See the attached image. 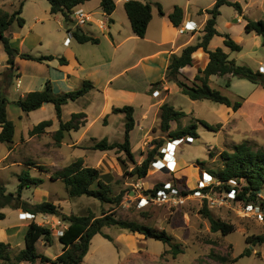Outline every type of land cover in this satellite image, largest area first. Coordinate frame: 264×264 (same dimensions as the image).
Segmentation results:
<instances>
[{
    "label": "rangeland",
    "instance_id": "rangeland-1",
    "mask_svg": "<svg viewBox=\"0 0 264 264\" xmlns=\"http://www.w3.org/2000/svg\"><path fill=\"white\" fill-rule=\"evenodd\" d=\"M186 1L179 0L182 4ZM236 1L240 2L245 11V15L239 18L242 23L238 21V12L234 8L224 6L221 9L222 14L218 19L217 28L221 34H230L242 46V51L231 52L225 48L222 36L215 37L211 48L215 50L220 47L230 54V59L238 64L264 72V38L255 32L247 33L244 28L247 20H264V0ZM20 2L21 0H0V9L13 13L19 8ZM192 2L193 7L202 10L212 8L215 0H192ZM24 5L26 6V17L24 15L22 17L26 18L27 22L24 31L31 30L36 35L30 36L28 40L27 52L29 54L53 55L58 50L65 49L64 42L67 37L72 38V42L74 41L72 33L68 30L75 29L76 26L73 23L62 22L61 24L62 16L50 13L51 6L47 0H25ZM96 5V2H93L89 6H80V8L90 12L96 9ZM93 17L98 18L95 14ZM94 29L98 30L95 26ZM15 30H19L17 23L9 31ZM11 36L8 34L10 39ZM38 38L41 40L39 41ZM13 44L17 45V42L14 41ZM128 45L134 46V43L129 42ZM140 46L142 47L143 43ZM99 56H103V53H99ZM7 59L8 56L0 42V88L10 101L8 118L14 122L18 132L13 144H0V183L6 187L7 193L18 191V185L21 182L20 175L28 170L32 177L44 181L40 186H32L23 191L22 199L30 205L51 202L67 216L93 214L96 218H100L104 213H115L119 219L135 221L156 230L165 231L172 238V242L179 245L183 251L174 255L171 247L161 241L148 239L144 235L133 234L117 227H106L103 229V234L110 236L113 240L101 234L95 236L83 264H264V245L255 247L251 257H244L233 263V260L249 247L246 241L248 236L264 233V219L262 221L247 215L236 199L227 200L226 191L214 188L218 186V181L214 177L207 193L214 198L226 199L224 205L211 208L207 198L195 195L201 187L200 181L203 173L212 175L211 171H217L223 167L220 158L223 151H233L236 145L245 141L255 149H264V89L261 86L229 75L216 77L211 83L212 87L221 90L233 101H242L241 109L235 112L231 108L225 111L224 105L209 100H191L174 84L169 103L177 110L187 113L188 116L178 122H173L172 130L178 127L184 128L195 123L196 119H200L217 126L218 131H210L199 125L198 138L183 139L176 147L175 153L177 152L179 163L177 162L175 166L171 162V152L167 161H163L165 160L163 151H166L164 149H167L168 143L172 141H169L167 134L160 129L161 111H154L150 115L152 119L150 126L144 127L143 130L137 127L133 133L132 148L137 163L141 164L148 152L157 145L156 143L165 140L163 148L160 149L163 156L157 157L156 162L161 161L158 167H154L153 163L148 175L140 179L138 176L129 174L134 166L125 165L118 159L115 152H100L92 149V146L105 136L111 143L123 141V115H113L112 121L109 118L105 119L104 123L108 125H104L103 120L98 121L92 129V134L86 136L78 144L72 142L71 139L78 138L81 132L67 133V137L65 136L66 138L61 143L55 140L56 131L52 127L42 134L32 135L30 132L34 126L41 122L54 120L59 124V121L52 104H48L43 110L31 113H25L17 106L15 102L21 98L22 91L17 88V72L8 67ZM123 65L129 68V71L118 83L131 84L132 80V84L139 90L145 91L148 88V82L141 74L145 65L132 68L134 65L132 58L128 62H123ZM30 72L35 71L31 68ZM161 73L162 69L156 77L158 78ZM229 80L231 87L226 88ZM161 81L163 79H158L155 83ZM151 91L154 90L151 88ZM115 100L116 103L124 101L122 97L115 98ZM81 103L70 102L64 109L63 121L69 120L72 112H80ZM101 107L102 99L94 103L91 112L97 115ZM140 113V111L137 112L139 124ZM93 117L92 114L91 118ZM8 151L10 156L5 160L4 156ZM121 156L124 158L123 155ZM58 157L62 158L61 161L54 163L57 166H52L51 159ZM80 158L84 159L85 166L96 168L101 172V179L111 184L113 196L123 193V202L116 209L112 204L102 203L88 196L70 198L65 185L60 180H53L52 175L55 172ZM39 167H43V170ZM159 183H167L170 188L176 190H174L177 194L175 200L169 203L149 201L148 205L139 208L138 199L147 196L145 192ZM230 183L237 186L236 181ZM183 191H186V194H182ZM188 191L194 192L188 193ZM205 200H207V207L212 216L217 220L234 225L235 232L227 236H223L221 232H212L209 219L202 214ZM261 200L264 201V193L261 194ZM255 205L261 209L264 216V208L261 204ZM2 213L5 214V219L0 220V228L4 230L7 228V233H4L8 235L10 240L8 243L12 246L13 255H17L26 247L25 235L31 221L51 229L53 233V245L48 246L41 242L39 246L41 252L52 261L62 254L63 244L59 237L60 232L64 231L68 224L60 217L40 214L37 219H31L23 209L10 207L3 209ZM2 234L3 232L0 231L1 237H3Z\"/></svg>",
    "mask_w": 264,
    "mask_h": 264
},
{
    "label": "trees",
    "instance_id": "trees-1",
    "mask_svg": "<svg viewBox=\"0 0 264 264\" xmlns=\"http://www.w3.org/2000/svg\"><path fill=\"white\" fill-rule=\"evenodd\" d=\"M50 3V13L52 15H61L66 24L72 23L70 14L74 8L84 5L93 0H47ZM25 0H21L19 8L13 13L0 9V42L8 56L7 64L10 68L15 66V59L20 57L26 60L37 62L52 61L54 56H34L29 53H20L15 49L8 37L10 27L17 22L21 27L25 25V20L21 16L23 13ZM100 5L108 17L116 10L115 0H100ZM153 6L158 8L159 14L165 16L163 7L160 3L153 5L150 2L141 0H129L125 3V10L130 19L133 33L145 38L150 22L153 18ZM224 6L234 8L239 15L244 14L243 6L236 0H215L212 8L200 14L206 13L209 18L203 29V36L195 45L186 47L181 55H172L166 72L164 81L152 84L153 90H159L165 82H174L180 89L181 93L188 96L191 100L202 101L209 100L217 104L225 105L237 112L241 109L242 101H233L224 95L221 90L211 86V77L231 76L239 79H245L253 84H257L264 89V72L254 70L247 65H240L235 60L230 59V54L222 48L210 50L209 45L214 37L222 36L224 46L231 52H241L242 46L234 40L230 34H221L218 29V19L221 16V9ZM169 19L177 28L181 27L184 20V10L180 6H176L174 11L169 15ZM247 33L255 32L264 38V20H247L245 25ZM72 37L81 44L99 42L98 39L88 35L83 29H69ZM203 50L208 55V63L204 69H199L193 79L186 77L182 70L194 66V57L198 51ZM62 64H67V60L60 58ZM231 87V81H227L226 88ZM94 83L90 80H84L82 86L74 91L56 94L53 91L50 82L46 88L40 91H34L21 97L15 103L25 113H31L41 109L45 104H52L55 108L56 117L59 121V129L55 132L54 138L61 143L67 133L77 132L87 124V114L84 112L72 114L70 120L63 121V108L70 102H76L87 96L95 90ZM10 101L3 94L0 88V144H13L16 135V126L13 121L8 118V106ZM161 124L160 129L166 133L169 141L182 139H196L198 135V126L201 125L210 131L217 132L218 127L210 124L205 120L196 119V122L175 130H172V123L178 122L180 119L188 116L182 110H177L173 105L165 103L160 108ZM113 114H123L125 116V130L122 142H109L104 138L92 146L93 150L100 152H115L116 156L125 165H133L134 168L129 174L138 176L140 179L145 178L153 163L157 161L158 156H163L160 149L163 148L164 141L156 143L154 149L150 150L141 164H138L132 149L131 133L136 127L135 108L132 105L123 107H114ZM53 121L46 120L36 125L30 132L32 135L42 134L46 129L52 127ZM123 155L124 158L121 156ZM223 167L217 171H211L212 176L220 182L219 186H215L220 191H235V199L237 202L247 204H261L264 208V201L261 200L260 194L264 193V149H255L247 141L235 146L233 151H223L220 155ZM43 170V167H39ZM53 180H60L66 188L70 198H80L88 196L99 200L102 203H109L116 209L122 202L123 193L113 196L111 184L101 179V172L93 167L84 166L83 159H78L74 163L68 165L64 169L55 172L52 175ZM20 184L16 193H7L6 187L0 183V220L5 219L2 210L10 207L13 209H23L25 212L34 215L40 214L55 215L67 223L68 226L64 230L62 236L59 237L63 244V252L55 260H51L40 250V243L52 246L54 237L51 229L39 225L32 221L26 231L25 243L26 247L17 255H13L10 243L0 242V264H83L84 259L89 253L92 240L95 236L101 234L113 240L110 236L103 234L106 227H117L133 234L144 235L148 239H156L171 247L174 255H178L183 251L179 245L172 242V238L165 232L159 231L152 227L139 224L135 221L119 219L115 213L103 214L100 218H96L93 214L88 216L65 215L61 213L58 206L51 202H43L36 205H30L23 201V191L32 186H40L44 183L42 179L34 178L28 170L23 171L20 175ZM231 181H236L237 186L231 185ZM96 185V187H93ZM165 183H159L153 189L145 192L147 196H156L159 190L165 188ZM187 191V190H186ZM186 191H183L184 194ZM209 188L204 189L208 192ZM194 191H188V193ZM186 194V193H185ZM204 217L209 219L211 230L214 233L221 232L223 236H227L235 232V226L215 219L207 207L205 200L204 209H202ZM247 247L237 258L233 260L236 263L244 257H251L255 247L264 245V233L259 235H251L247 237ZM258 254V252H257Z\"/></svg>",
    "mask_w": 264,
    "mask_h": 264
},
{
    "label": "crops",
    "instance_id": "crops-1",
    "mask_svg": "<svg viewBox=\"0 0 264 264\" xmlns=\"http://www.w3.org/2000/svg\"><path fill=\"white\" fill-rule=\"evenodd\" d=\"M127 1L129 0H115L116 10L110 17L105 15V13L103 12L100 5V0H93L85 3L84 5H81L89 6L90 4H93V2H96V9L90 10V12L98 16V18H106L110 21L107 33H103L95 25L87 26L83 29L88 35H91L99 40L97 44L91 42L81 44L78 43L75 39L72 42L71 39L69 45L65 44L64 42L65 49L58 50V52H55V54L52 55L55 57V59L52 61L40 63L37 61L26 60L17 57L15 59V66L11 68L12 71L17 72V88L22 91L20 97H24L30 92L44 90L48 82L51 83L53 91L56 94L76 90L82 86L84 80H90L94 83L96 89L90 92L84 98H81L75 102H82L81 111L72 112L70 114V118L74 113L84 112L87 114L86 126L77 131L81 132L79 137L71 139L72 142L74 141V143L76 144L81 143L86 136L92 134V129L98 121L103 120V124L108 125L104 123L105 119L109 118L110 121H112L113 115H123L113 114L112 110L114 107L132 105L135 108L136 127L131 133V142L133 138V133L135 132L137 127L142 130L144 129V127H149L152 121L150 115H152V113L156 110L157 112H159L163 104H170L169 99L171 97V93L175 83L166 81L165 84L159 90L154 91H151L152 84L155 83V81H157L158 79H163V81L166 79V72L172 55H181V53L186 47L190 45H195L200 41L201 37L203 36L204 26L209 18L208 14L199 13L200 11L205 12L207 9H196L195 7H193L192 0H187L185 4L180 3L179 0H167L166 2H164V0H141L143 2H150L153 5H156V3H160L163 7L165 16H161L159 14L158 8L156 6H153V18L149 24L147 34L145 38H140L133 33L130 19L125 10V3ZM176 6H180L184 10L183 24L179 28L175 27L169 19V15L174 11V8ZM23 15L24 17H26L25 5L23 7V13L21 16ZM244 15L245 11L242 16ZM237 16L238 21H240L239 18H241L242 16L239 15V13ZM24 20L25 25L23 27H21L17 22H15L18 24L19 30H15L12 32L8 31L7 33L9 35H12L10 39L11 45L20 53H28V40L30 36L35 35V33H33L31 30L24 31L27 25L26 18H24ZM62 22H64L63 17L60 23L62 24ZM240 22L242 23V21ZM187 23H194L198 26L199 29L195 32H187L181 35L179 33V30L183 28V26ZM13 25L10 27L9 30H11ZM94 26L98 30L94 29ZM214 39L215 37L209 45L210 50H213L211 48V45ZM38 40L40 41L41 38H38ZM14 41L17 42V45L13 44ZM129 42H133L134 46L128 45ZM141 43H143L142 47L140 46ZM139 49L141 50L139 51ZM99 53H103V56H99ZM62 57L67 60V64H62L60 62V58ZM131 58L134 60V65L132 68L145 65V67H143L141 71L142 76L145 77L146 81L148 82V88L145 89V91L139 90L134 84H132V80L130 81L131 84L118 83L120 79L124 78L126 76V73L129 71V68L124 67L123 62H128ZM208 60V55L203 50H200L194 57V66L183 69L182 73L188 78L193 79L200 68H205L208 63ZM31 68H33L35 72L31 73ZM161 69L162 73L157 78L156 76ZM216 77L217 76L211 77V83L215 81ZM121 97L122 100L124 99V101H118V103H116L115 98ZM101 99V110L97 115H94V113L91 112V108L94 103L100 101ZM68 105L69 104H67L66 106ZM46 106H48V104H45L39 110H43ZM66 106H64L63 108V115ZM226 109L229 108L226 107L225 111ZM138 111L141 112L140 124L137 120ZM92 114L94 116L93 118H91ZM52 121V128H55L54 130L57 131L59 129V124H57L54 120ZM66 121L68 120H65V122ZM122 121H124L122 128L125 130L124 115ZM147 133L148 132H146V134ZM17 135L18 132L16 131L15 136ZM173 150L174 149H172L171 151L172 160H174L173 155H175V160L179 163V158H177L176 155L177 152L174 154ZM9 156L10 152L8 151L7 154L4 156L5 160L8 159ZM61 159V157L51 159L52 166H57L54 163L57 161H61ZM37 217L38 216L34 218L37 219ZM6 230L0 228V231L3 232V237L0 236V241L8 243L10 240L8 239V235H6Z\"/></svg>",
    "mask_w": 264,
    "mask_h": 264
},
{
    "label": "built area",
    "instance_id": "built-area-1",
    "mask_svg": "<svg viewBox=\"0 0 264 264\" xmlns=\"http://www.w3.org/2000/svg\"><path fill=\"white\" fill-rule=\"evenodd\" d=\"M122 1V0H121ZM70 19L72 21V23L76 26V28H81L84 29L87 26H92L95 25L97 26L103 33H107L108 29H109V25H110V21L106 18H97L95 19L93 17V14L90 12L85 11L84 9L80 8V6L74 8L73 12L70 14ZM199 28L196 24L194 23H187L186 25L183 26V28H181L179 30V33L181 35L187 33V32H195L197 31ZM70 37L67 38V40L65 41V44L69 45L71 42ZM20 83V81H19ZM183 141L182 140H173L172 142L168 143V148L164 149L166 151L165 152V160L163 161H167V157L169 156V153L173 150L174 154H175V150L176 147H178L180 145V143ZM173 159L175 160V155H173ZM171 158V162L174 163V165L176 166V160L174 161ZM161 161L158 162H154V167H158V163H160ZM170 162V161H168ZM173 165V166H174ZM201 181H200V188H198V190L195 192V195L198 197H203V198H207L209 200V205L211 208H215L221 205H224L227 200H234L235 199V191H230V192H226V199H219V198H214L210 193L205 192L204 193V189L206 188H210V184H212V178L213 176L210 175L209 173H203V176L201 177ZM218 186L220 185V182L217 183ZM175 189L170 188L169 185H165V188L163 190H159L157 192L156 196H142L138 199V207L139 208H143L144 206L149 204V201L152 202H163V203H169L175 200V198L177 197L176 194V190ZM178 192V191H177ZM188 197V196H187ZM261 197V194H260ZM221 200V201H220ZM239 206L241 207V209L247 213V215L249 214L250 216H253L255 218H258L260 220L263 221L264 216L262 214L261 209L256 206L255 204H247L244 202H239ZM29 217L33 219L35 216L28 213L27 214ZM64 233V231L60 232V236H62Z\"/></svg>",
    "mask_w": 264,
    "mask_h": 264
}]
</instances>
